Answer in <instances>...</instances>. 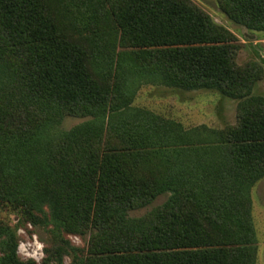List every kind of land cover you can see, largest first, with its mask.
Listing matches in <instances>:
<instances>
[{
  "label": "trees",
  "instance_id": "obj_1",
  "mask_svg": "<svg viewBox=\"0 0 264 264\" xmlns=\"http://www.w3.org/2000/svg\"><path fill=\"white\" fill-rule=\"evenodd\" d=\"M218 4L264 32V0ZM241 47L193 0H0V264H36L17 255L27 223L52 233L43 264H256L264 96L253 90L264 68L239 64ZM113 68L221 92L239 101L237 122L196 135L133 113ZM68 116L89 119L54 134ZM65 234H89L87 247Z\"/></svg>",
  "mask_w": 264,
  "mask_h": 264
},
{
  "label": "rangeland",
  "instance_id": "obj_2",
  "mask_svg": "<svg viewBox=\"0 0 264 264\" xmlns=\"http://www.w3.org/2000/svg\"><path fill=\"white\" fill-rule=\"evenodd\" d=\"M193 1L209 13L214 21L230 29L237 35L242 45L238 54L239 64L254 60L258 61L264 68V32L251 31L245 26L232 21L219 7L218 0ZM124 49L126 48L119 47L118 51ZM111 79L113 82H118L120 79L119 84L124 80L126 81L124 86L120 87L121 90L118 93V98H126L125 100L129 102V107L133 110V113L143 110L154 117L169 120L176 126L181 125L187 130L196 128L193 134H206V130H202L203 126L209 129L221 130L237 122V105L239 101L221 92L210 90H183L168 87L157 84L153 80L151 81V79L139 73L136 69L128 77L126 74L121 73L119 70L115 71L114 69ZM253 93L264 96V78L257 82ZM88 119L68 116L54 129L53 133L69 132ZM113 126L116 127L114 124ZM118 127H121V131L126 130L122 127H132L134 136L136 137H139L140 133L144 134L146 129V126L143 124L133 125L131 123H123ZM168 196V194L159 195L148 206L129 211V216L141 217L146 215L153 209L164 204ZM251 197L253 224L257 238L256 264H264V179L253 186ZM8 216L10 217L11 224H16L18 221L16 215L9 213ZM16 232V236H18L17 255L24 261L32 260L38 264L35 259L28 257L26 254H29L31 249L36 248V245L42 246L44 257L39 264H43L46 258L45 248L53 237L48 227L27 223L18 226ZM65 238L70 240L73 245L85 249L88 245L90 235L65 234ZM64 260L65 264H70L72 256H66ZM51 264L57 263L53 262Z\"/></svg>",
  "mask_w": 264,
  "mask_h": 264
},
{
  "label": "built area",
  "instance_id": "obj_3",
  "mask_svg": "<svg viewBox=\"0 0 264 264\" xmlns=\"http://www.w3.org/2000/svg\"><path fill=\"white\" fill-rule=\"evenodd\" d=\"M28 257H31L33 259H35L38 264L41 263V260L44 257V250L42 246L36 245V248L31 249V251L29 252V254H26Z\"/></svg>",
  "mask_w": 264,
  "mask_h": 264
}]
</instances>
